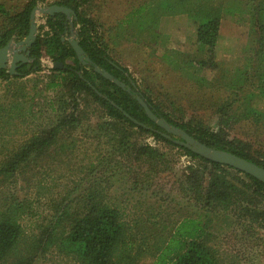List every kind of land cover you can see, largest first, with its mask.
Instances as JSON below:
<instances>
[{
  "label": "trees",
  "instance_id": "1",
  "mask_svg": "<svg viewBox=\"0 0 264 264\" xmlns=\"http://www.w3.org/2000/svg\"><path fill=\"white\" fill-rule=\"evenodd\" d=\"M38 1L26 0L19 10L15 4L0 2V48L12 39L18 41L27 36L30 14ZM89 1L54 0L48 3L50 6L62 5L74 12L71 24L89 64L83 65L69 43L62 40L71 35L70 21L66 15L55 13L47 15L44 24L38 27L36 39L29 47L32 60L18 63L15 74L0 69V81L7 85L40 72L43 47L44 54L53 64H62V67L52 68L54 77L45 83L44 91L51 93L46 96L45 106H39L32 98L24 101L27 96L23 86H18L7 101H0V264H33L38 256L45 255L51 248L78 264H135L131 252L134 246L129 240L131 225L118 207L119 203L110 202L111 181L121 174V178L131 184L132 192L139 189L140 183V190H147L150 179L165 174L169 168L164 152L135 141L137 132L174 145L186 156L203 163L201 168L188 167L183 180L179 181V190L188 200L186 208L189 211L177 221L172 236L150 264H223L222 253L216 245L217 235L230 234L243 245L259 247L260 232H264V184L164 137L165 131L146 116L136 96L142 97L158 117L195 140L262 168L264 160L251 156L239 141L229 140L224 130L218 132L203 124L177 121L155 104L135 84L128 69L110 56L107 44L98 37L95 22L81 12L80 5ZM187 2L189 0H163L145 17L170 11L180 13L182 9L186 13L193 11L185 7ZM148 3L132 9L127 16L138 20ZM234 4L240 5L241 16L247 18L250 46H247L242 66L238 64L232 70L224 71L218 77V86L201 93L206 98L201 106L217 111L232 109L235 103L248 101L250 104L256 97L264 99V0H241ZM191 18L195 24L194 40L204 55L197 63L199 66L213 65L221 13L218 8L206 9L194 12ZM187 58L183 59L185 67L180 70L195 79L196 71L191 69L194 70L193 59ZM94 67L107 72L125 87L95 72ZM82 95L91 97L106 114L107 119L94 128L86 125L88 119L85 123L86 118L79 116ZM245 111V117L252 116L253 122L264 125V111L251 105ZM39 116L42 123H36ZM27 125H31L29 129ZM229 127L225 122L224 128ZM16 129L26 136L16 140L12 134ZM77 130L82 134L81 138L73 136ZM82 139L94 146L91 154L88 155L90 147L80 143ZM80 150L83 159L79 183L56 196L48 187L38 185L36 196L48 198L53 215L46 220L47 224L44 219L37 218V231L26 235L21 218L25 214L31 215V205L12 193L14 184L18 178L32 181L36 174H29L32 166L43 168L44 161L71 159L70 156ZM125 158L128 161L122 160ZM135 164L138 165L136 170ZM144 178L148 183L143 181Z\"/></svg>",
  "mask_w": 264,
  "mask_h": 264
},
{
  "label": "rangeland",
  "instance_id": "2",
  "mask_svg": "<svg viewBox=\"0 0 264 264\" xmlns=\"http://www.w3.org/2000/svg\"><path fill=\"white\" fill-rule=\"evenodd\" d=\"M2 1L13 6L17 5L19 10L26 0H0ZM52 1L54 0H39L37 6L49 7L48 3ZM148 1L150 3L146 7L145 15L140 16L138 20L127 16L132 9ZM162 1L91 0L81 4L80 10L95 22L98 37L107 44L110 56L126 67L139 89L173 119L203 124L218 132L224 130L229 140L239 141L251 156L264 160V125L253 122L252 116L249 118L244 116L247 111L245 108L250 105L264 111V99L256 97L250 104L248 101L235 103L232 109L228 110L217 111L215 108L201 106L202 101L206 100L201 93L218 86V77L224 71L232 70L238 64L242 66L247 46H250L247 18L241 16L240 5L234 4L241 0H189L186 3L185 7L192 9L195 13L214 8H218L221 13L220 36L215 48L214 64L202 66L197 63L204 55H202L201 46L194 40L195 24L191 18L193 11L186 13V10L182 9L180 13L172 14L170 11L160 16L145 17L149 10L154 11L155 5ZM46 16L40 12L36 14V35L39 32L38 27L44 24ZM72 30L74 33L75 29ZM70 37L71 35L65 37V40ZM186 58L193 59L191 62L194 70L191 69L196 71L195 77L205 80L200 82L196 78L191 79L180 70V67H185L183 59ZM53 65L50 58L44 54L43 47L40 72L30 74L8 85L0 81V101H7L18 86H23L27 96L24 101L32 98L39 106H45L46 96L51 93L45 92L44 87L45 83L54 77L51 71ZM236 106L239 107L236 108ZM79 116L86 118L85 123L87 119L89 120L86 125H90V128H94L107 119L103 110L98 108L92 98L87 95L80 97ZM40 117L36 123L43 122ZM225 122L230 125L227 129L224 128ZM30 126L27 125V129ZM19 129L27 130L21 127ZM22 130L16 129L12 132L16 140L26 136ZM73 136L81 138L82 134L77 130ZM134 138L142 146L149 145L164 152L169 168L166 169L165 174L153 176L147 190H140L142 189V183H140L139 189L134 192L129 189L131 184L121 178L120 174L119 178L111 181L109 197L110 202L115 200L116 204L119 203L118 207L125 213L131 225L129 240L134 246L131 252L136 259L135 264H150L164 246L165 241L172 236L177 221H180L189 211V208H186L188 200L180 193L179 181L183 180L188 167L201 168L203 163L186 156L174 145L156 141L147 134L137 132ZM80 141L86 147H90L88 155L91 154L94 146L91 147L89 141L85 139ZM70 157L71 159L64 157L44 161L43 168L38 165L32 166L29 168V174L34 176L36 173L32 181L18 178L14 188L11 189L19 199L31 205V215L25 214L21 218L26 235L37 231L35 229L37 218L44 219L43 222L47 224L46 220L51 219L53 215V209L49 208L52 203H48V198L42 196L37 198L38 185L48 187L56 196L71 190L75 184L79 183L82 176L79 171L83 159L82 150ZM122 160L126 162L128 158ZM133 168L138 169V165L135 164ZM143 181L147 180L144 178ZM261 234L262 240L258 242L259 247L243 245L230 234L217 235L216 245L222 253L223 264H264V232H260ZM33 264L78 263L51 248L45 252V255L38 256Z\"/></svg>",
  "mask_w": 264,
  "mask_h": 264
},
{
  "label": "water",
  "instance_id": "3",
  "mask_svg": "<svg viewBox=\"0 0 264 264\" xmlns=\"http://www.w3.org/2000/svg\"><path fill=\"white\" fill-rule=\"evenodd\" d=\"M40 12L44 15H53L55 13H62L66 15L70 21L71 37L67 38L66 41L69 43L77 59L83 64L87 65L90 63L89 58L84 55L82 48L79 46L76 33L71 24V15L74 12L67 7L62 5H51L49 7L40 8L35 6L30 14V29L25 38L19 41L10 40L5 46L0 48V69H6L9 74H15V69L18 63H29L32 59L30 58L29 47L36 39L37 24L36 14ZM62 40H65L62 38ZM53 67H62L61 63H55ZM95 72L101 73L106 79L112 81L114 84L124 88L125 85L120 83L117 79H114L107 72H102L98 67H94ZM128 90V88H127ZM136 99L140 106L143 108L146 116L153 121L158 127L162 128L165 133L162 135L167 139L172 140L175 144L180 145L183 148L190 150L191 152L211 160L221 165L229 166L233 169L239 170L242 173L250 175L256 178L258 181L264 184V168L256 165L255 163L241 158L235 154L224 150L213 149L189 136L182 129L168 123L164 118L158 117L150 105L139 95ZM125 115L129 118L128 114ZM175 137L172 139V137Z\"/></svg>",
  "mask_w": 264,
  "mask_h": 264
}]
</instances>
